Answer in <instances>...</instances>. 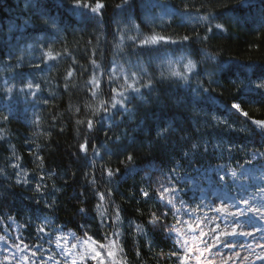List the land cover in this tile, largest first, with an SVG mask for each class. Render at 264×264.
<instances>
[{
	"label": "trees",
	"instance_id": "16d2710c",
	"mask_svg": "<svg viewBox=\"0 0 264 264\" xmlns=\"http://www.w3.org/2000/svg\"><path fill=\"white\" fill-rule=\"evenodd\" d=\"M141 1L128 5L135 13L130 37L138 35L135 26H139L144 35L155 32L179 43L162 44L166 51L148 56L129 42L132 51L126 61L131 59L135 66L124 63L115 77L139 71L153 87L134 94L137 98L128 104L129 111L120 109V115L99 122L101 117H90V110L107 99L113 86L101 74H111L115 48L124 37L115 22L121 0H101L105 7L98 17L80 13L73 0H0V62L10 42H41L57 33L55 41L43 44L46 54L57 58L47 72L48 93L40 99L39 121L29 124L8 112L5 94L0 93V241L14 243L20 235L21 241L32 245L34 224L41 217L63 233L79 237L87 229L105 243V233L114 228L97 215L93 188L110 189L104 210L107 215L116 206L120 209L122 222L115 227L127 264H177L172 253L178 249L169 236L175 224L173 210L156 196V189L167 186L176 167L229 168L238 150L244 152L238 153L241 158L235 164L243 155L264 160V137L251 124L252 119L264 120V103L258 102L264 93L256 87L264 83V0H153L164 8L163 21L155 27L138 16ZM89 3L94 7L96 0ZM185 15L200 20L185 21ZM172 48L175 55L181 52L196 65L199 90L187 91L174 76L160 79L161 72L168 76L177 70L163 64ZM40 57L42 61L44 56ZM240 66L249 67L248 73ZM69 71L73 75L66 79ZM93 77L101 82L98 99L91 96L95 86L88 83ZM234 102L248 112L247 122L231 109ZM88 118L94 119L91 132ZM78 119L85 123L78 125ZM85 136L96 149L94 153L90 148L86 158L79 149ZM220 146L228 155L219 151ZM128 154L132 163L125 159ZM37 155L43 157L42 168ZM105 168L120 170L110 185L89 183ZM18 179L28 183L18 184ZM37 185L43 196L35 192ZM141 190L150 198H144ZM81 207L88 209L87 215L79 213ZM154 218L158 224L149 222ZM137 225L142 231L137 232Z\"/></svg>",
	"mask_w": 264,
	"mask_h": 264
},
{
	"label": "rangeland",
	"instance_id": "374dc122",
	"mask_svg": "<svg viewBox=\"0 0 264 264\" xmlns=\"http://www.w3.org/2000/svg\"><path fill=\"white\" fill-rule=\"evenodd\" d=\"M78 11L85 16L98 17L88 9H79ZM118 11L115 22L121 26L120 36L124 35V37L118 40V51L115 48L116 53H114L112 67V69H116L115 73L120 72L124 63L130 68L135 66V62L131 59L126 61L128 60L126 56H130L132 51L131 44L129 45L132 40L129 37L133 31L132 23L135 13L128 5ZM163 11V6L157 5L153 0H142L137 9L141 20L151 27L159 26L162 23ZM183 17L185 21L200 20L198 16L194 17L193 15ZM53 34L41 42L25 43L19 40L10 42L5 49L6 58L0 62V79L2 80L0 93L5 94L6 97L4 99L5 109L8 112L19 114L29 124H36L39 121V110L43 105L40 99L48 93L47 72L52 59L45 55L43 44L48 45L46 41H55L57 33ZM172 50L173 53L168 52L166 56H163L165 67L174 66L177 69L176 73L188 76L187 82L182 80L187 91L199 90L195 71L187 69L190 59L181 52L176 53L179 55L176 57L174 54L176 50L173 48ZM40 56H44L42 61H40ZM239 68H242L245 73L249 71V67L240 66ZM175 79L177 78L175 77ZM29 83L34 86L38 84L40 91H36L33 87L30 92L27 87ZM262 92L264 93V89ZM219 151L228 155L225 154L227 153L225 148H221ZM242 152L244 151L238 150L233 157V166L229 168L219 164L206 169L193 166L176 167L170 177L171 183L179 190L173 201L175 206L168 205V207L173 210L174 227L181 228L186 232L184 238L188 240V247L194 251L196 249L203 251L206 246L210 247L217 243L216 236L222 231H230L231 228H236L237 233L241 231L251 233V235L221 236L218 246L213 247L210 253H204L207 260L212 261L213 264H223L225 260H227V264H264V260L257 259V256L264 257V248L259 246L264 244V160L259 157L252 160L249 156L243 155V160L235 164L237 157H240L238 153ZM216 207H225L231 212L245 211L244 215L239 216L235 223L226 224V219L231 220V217L221 216L220 213L214 211ZM249 207L252 209L251 212L247 211ZM257 209L259 211H256ZM38 220H40L39 224H34V243L32 245H28L24 240L21 241V236L18 234L14 238V243L0 241V262L2 264H24L22 258L25 256L29 257L30 264H56V261L64 264L63 256L58 254L60 250L55 247L54 243L50 244L47 241L49 239L54 241L59 236H65L70 242H75L74 238L69 235L70 233H63L53 227L46 222V218L38 217ZM181 221L196 222L199 224V228L189 232L186 225L180 223ZM41 226L52 235L38 234L37 228ZM193 227L195 228V224ZM205 233L207 234L205 235ZM109 239L112 238L109 237ZM171 239L178 249L175 236H171ZM108 243L109 241L106 240L105 244ZM16 245H20V248H17ZM25 245L28 246V250H22ZM37 245H41V247L37 248ZM32 251L37 252V256H31ZM50 255L54 257L53 260L48 259ZM237 256L239 258H236ZM229 257L232 259H228ZM201 260L204 261V258L201 257ZM88 264H96V262L89 261ZM204 264L207 262L204 261Z\"/></svg>",
	"mask_w": 264,
	"mask_h": 264
},
{
	"label": "snow or ice",
	"instance_id": "6c2138e0",
	"mask_svg": "<svg viewBox=\"0 0 264 264\" xmlns=\"http://www.w3.org/2000/svg\"><path fill=\"white\" fill-rule=\"evenodd\" d=\"M131 3V0H121L120 4H117L116 7L118 9H124L125 5H129ZM73 6L75 8L79 9H88L91 13L99 15V10L103 9L105 5L101 2V0H96L95 6L93 7L91 3H89V0H73ZM83 14V13H82ZM203 19H207V17H204ZM138 35L136 37H129V39L133 42L134 48H139L144 50L143 54L151 56L153 53L159 54L161 52L166 51L161 45L166 44H176L179 43L176 40L171 39V37H166L163 35L156 34L153 32L151 35H144L140 29L139 26H135ZM217 28H220L221 25H216ZM211 31V29H209ZM189 39L188 36H185L183 38L184 41H187ZM49 59L55 60L57 57L52 55L51 52L46 54ZM93 65L95 67H99L98 64H96V61H92ZM39 67V65H37ZM196 65L189 61L187 65V69L189 71L194 70ZM116 69L111 70V74L109 73H102L101 76L107 75V83L110 85H113L107 95V99H101L99 100L98 107L95 109L90 110V117L100 116L101 120L99 122H102L105 117L108 119H112L113 115H120L121 112L119 111L122 109L123 111L127 112L128 104L131 102V100L136 99L137 97L134 94L141 93L142 88L152 89L153 85L151 82V79L148 80L147 83H145V76L142 72L139 71H133L130 72L128 75L122 76V77H115ZM73 73L69 71L67 73L66 79H71ZM169 76H175L177 79L184 80L187 82L188 76L184 75L182 73H176L171 72L168 76L165 75L164 72L160 73V79H168ZM90 85H94L95 88L91 91V96L94 99H98L101 95V92L98 91L101 86V82L97 80L95 77H93L91 80L88 81ZM28 90L32 92L33 87H35L36 91H40V86L33 85L32 83H29L27 85ZM259 89H264V83L257 84L256 86ZM67 90V89H66ZM206 91V90H205ZM34 94V93H33ZM142 98V97H141ZM259 103H264V94L261 95ZM243 103V101H241ZM241 103H232L231 109L234 111V113L239 114V116H243L245 118V122H247L248 119H250L248 112L244 111L241 107ZM77 112H79V109H77ZM6 120L7 117H4ZM78 125L84 124L85 121L83 120H77L76 121ZM251 124L256 126V129L259 130L258 135L264 137V120H257L252 119ZM86 127L88 132L93 131L94 128V119L88 118L86 121ZM256 129H253V131H256ZM0 139H3V136H0ZM118 139V138H117ZM196 145H193V148H195ZM95 153L96 149L94 147H91L87 136H85L84 142L79 145V149L82 153L85 154V158L87 156V152L89 149ZM97 155L99 153H96ZM13 155L15 156V152H13ZM187 155V153H185ZM264 155V153H262ZM17 159H19L17 157ZM35 159L40 160L41 163L38 165V167H43V157L37 155ZM126 161L128 163L133 162V156L131 154L126 155L125 157ZM11 167L17 169L18 171L21 169V166L19 164H12ZM119 169H111V168H105L100 172L99 177H97L95 174L92 175V178L89 180V183L92 185H96L98 182L100 184H106L110 185L113 181V178L119 174ZM87 178V174H86ZM41 180L44 179L43 176L40 177ZM223 179V177H221ZM18 184L20 183H28L27 180L24 179H18L16 181ZM179 189L171 183V181L168 182L167 186L164 184H161L155 191L156 196L165 203V205H172L173 201L176 199V193ZM35 192L39 193L41 196L44 195V193L41 190V186L37 185L35 188ZM94 196L97 198L96 208L95 211L97 212V215L101 219L102 223H107L110 228H114V230L111 233H105V240H108L109 243L105 244L101 241H98L94 238L93 235H90L88 230L85 229L83 234L79 237H76L75 233H70L69 235L74 238L75 242H70L67 237L65 236H59L54 241L52 239H49L48 243H54L55 247L59 249V255L63 256L64 264H88L89 261H95L96 264H127V257L124 250L123 245L119 241L120 232L118 231V228L115 226H118L121 221L120 216V209L118 206L115 207L114 211L112 213H109L106 215V212L104 210V202L106 201L107 197L111 196V190L107 192H101L98 191L96 188H93ZM141 194L144 198H150V193L148 191L141 190ZM83 202V201H82ZM37 204L40 203L39 200L36 201ZM111 203V201H109ZM247 203V202H245ZM179 211V209H177ZM214 211L220 213L221 216L224 217H231V220L226 219V224L235 223L239 216L244 215L245 210H240L239 212H231L225 207H216L214 208ZM247 211L251 212L252 209L249 207ZM256 211H259L257 209ZM79 213L82 215L88 214V209L81 207L79 209ZM95 218V217H94ZM153 224H158V219L154 218L149 221ZM180 223H183L186 225V228L189 232L195 231L197 228H199V224L196 222L188 223L185 221H181ZM193 224H195V228L193 227ZM137 232L142 231L141 226H136ZM215 231V230H213ZM37 233H42L46 236H51L52 234L49 232H46L44 227H38ZM207 233H205L206 235ZM251 235V233H246L241 231L240 233L236 232V228H231L230 231L225 230L222 231L218 236H216V244L209 246H206L203 251H200L199 249H196L195 251L188 247V240L184 237L186 236V232L181 228H170L169 229V236H175L176 238V245L179 246L177 251H174L172 255L176 256L177 258V264H193V261H195V264H204V261L207 262V264H213L212 261H208L207 257L204 256L205 252H211V249L213 247H217L221 236H229V235ZM114 237V239H109V237ZM42 238V237H41ZM2 239V238H0ZM23 243V242H22ZM228 246V245H226ZM261 248H264V244L259 245ZM17 248H20V245H16ZM37 248L41 247V245H37ZM22 250H28V246L25 245L24 249ZM139 255V253H137ZM31 256L35 257L37 256V252L32 251ZM201 257L204 258V261L201 260ZM236 258H239L237 256ZM24 264H30L29 257L25 256L22 258ZM49 260H53L54 257L50 255L48 257ZM228 259H232L229 257ZM247 259V258H245ZM257 259L264 260V257L257 256ZM2 264V262H0ZM56 264H60L59 261H56ZM223 264H227V260L223 261Z\"/></svg>",
	"mask_w": 264,
	"mask_h": 264
}]
</instances>
